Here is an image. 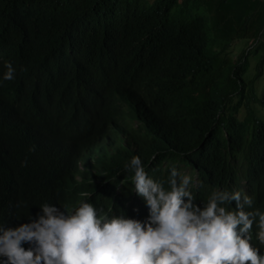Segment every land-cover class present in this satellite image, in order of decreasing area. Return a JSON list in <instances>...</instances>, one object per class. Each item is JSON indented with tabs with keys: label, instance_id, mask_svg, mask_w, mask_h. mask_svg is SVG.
I'll return each mask as SVG.
<instances>
[{
	"label": "trees",
	"instance_id": "trees-1",
	"mask_svg": "<svg viewBox=\"0 0 264 264\" xmlns=\"http://www.w3.org/2000/svg\"><path fill=\"white\" fill-rule=\"evenodd\" d=\"M4 60L16 72L0 80V110L48 98L15 95L33 66L77 91L51 97L75 110L55 139L24 149L0 131V191L49 199L70 177L77 201L128 215L140 210L124 168L136 155L160 178L179 163L206 195L243 181L264 211V0H0V72ZM80 153L96 160L86 171Z\"/></svg>",
	"mask_w": 264,
	"mask_h": 264
},
{
	"label": "clouds",
	"instance_id": "clouds-1",
	"mask_svg": "<svg viewBox=\"0 0 264 264\" xmlns=\"http://www.w3.org/2000/svg\"><path fill=\"white\" fill-rule=\"evenodd\" d=\"M2 67L0 80L14 79L12 63L4 60ZM61 78L55 66H33L14 81L15 95L41 93L47 82ZM58 86L44 101L2 108V138L27 149L33 139L53 140L71 128L75 110L50 100L67 97L63 86L69 93L77 90L69 80ZM170 165L160 178L148 175L138 156L128 160L124 168L131 171L130 190L140 208L128 215L77 201L70 177L52 182L58 187L49 199L2 189L0 264H264V211L243 181L235 185L227 179L206 195L188 170Z\"/></svg>",
	"mask_w": 264,
	"mask_h": 264
},
{
	"label": "bare ground",
	"instance_id": "bare-ground-1",
	"mask_svg": "<svg viewBox=\"0 0 264 264\" xmlns=\"http://www.w3.org/2000/svg\"><path fill=\"white\" fill-rule=\"evenodd\" d=\"M56 70H59V69L56 68ZM46 78L50 79V77H46ZM47 86L52 88L53 90L59 89V86H56V82L51 83V84H49L47 82L44 87L46 88ZM76 126H77L76 128H78L80 125H76ZM75 131H77V130H75ZM78 157H79V168L81 167L83 169V171H86L91 165L93 166L95 161H96L95 158H92L89 154H86V153H80L78 155ZM95 167L98 168V166H95ZM242 172H245V171H242ZM80 174L81 173H79V175Z\"/></svg>",
	"mask_w": 264,
	"mask_h": 264
},
{
	"label": "rangeland",
	"instance_id": "rangeland-1",
	"mask_svg": "<svg viewBox=\"0 0 264 264\" xmlns=\"http://www.w3.org/2000/svg\"><path fill=\"white\" fill-rule=\"evenodd\" d=\"M251 41H252V40H250V38H249V39H240L239 41H237V42L235 43L234 46L236 47V49H237V48L241 49L242 47H244V46H246L247 44H249ZM235 53H238V52L236 51ZM235 56H236V54L233 55V59L235 58ZM251 57H252V56H251ZM252 58H254V57H252ZM255 59H256V58H255ZM250 67H252V63H251V65H250ZM257 88H258V93H259V94H261L262 91L264 90V71H263V75H262V77L259 78V80H258V82H257ZM258 110H259L260 114H261L262 116H264V110H263V109H262V110L258 109ZM239 113H243V110H240Z\"/></svg>",
	"mask_w": 264,
	"mask_h": 264
}]
</instances>
